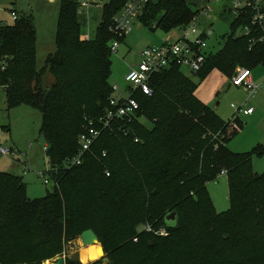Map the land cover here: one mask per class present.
<instances>
[{"label": "trees", "instance_id": "obj_1", "mask_svg": "<svg viewBox=\"0 0 264 264\" xmlns=\"http://www.w3.org/2000/svg\"><path fill=\"white\" fill-rule=\"evenodd\" d=\"M128 1L103 6L102 23L88 42L81 41L79 6L63 1L55 53L39 69L33 20L18 17L0 25V87L7 88V108L26 105L41 113L46 174L53 183L45 197L30 199L20 177L0 173V264H43L86 230L104 251L90 264H264V174L252 166L264 145L232 153L231 128L196 97L198 85L179 68L153 75L152 95H134L136 117L114 122L81 165L64 168L78 154L79 135L89 123L97 126L109 107L108 44L124 39L109 29ZM197 12L186 0H149L138 20L168 34L187 26ZM245 26L251 27L248 19H232L222 48L207 53L197 79L212 71L232 79L239 69L264 66V30L251 27L250 35L237 36ZM47 72L54 83L44 89ZM221 172L230 210L220 214L208 184ZM173 212L177 224L169 229L165 217ZM146 225L166 227L169 234L139 232ZM64 264L81 263L65 258Z\"/></svg>", "mask_w": 264, "mask_h": 264}, {"label": "rangeland", "instance_id": "obj_2", "mask_svg": "<svg viewBox=\"0 0 264 264\" xmlns=\"http://www.w3.org/2000/svg\"><path fill=\"white\" fill-rule=\"evenodd\" d=\"M63 1L73 2L79 6L77 15L84 21L81 41L94 40L102 23L103 6L110 0H5V9L0 12L2 26H10L14 23L10 17V9L15 10L18 17L33 20L38 69L44 65L50 54L55 53V33ZM186 2L192 10L199 11L211 0H186ZM82 4L86 6L80 9ZM211 6L212 11L207 17L200 18L197 28L200 34L204 30L212 31V34L206 38L207 52L216 54L222 48L224 38L230 34L232 16L221 8L220 3L212 2ZM154 25L146 27L139 20H134L131 23V31L122 42H119L118 52L110 54L111 74L108 83L112 88H117L113 98L128 97L129 85L125 77L131 67L138 64L139 54L144 49L160 46L168 35H178L177 29L165 34L159 29L155 30ZM245 33V30L239 29L236 34L242 36ZM110 44L111 42L108 45ZM182 73L198 85L196 95L199 99L203 102L211 100L210 105L215 107L217 116L231 128L228 129L227 148L232 153L242 154L251 151L257 145H264V87L250 96L244 89L234 87L232 79L221 76L217 71H212L202 81L187 71ZM252 76L254 85L264 83V66L254 68ZM53 83L54 77L47 72L43 78V88L49 89ZM231 105L244 111L251 108L254 112L250 116L243 113L236 114ZM236 121L242 123L239 130L232 128V124ZM141 122L146 128H151L149 122L145 120ZM41 123L42 115L34 108L20 105L8 109L5 93L0 89V146L6 149L14 148L17 151L14 155L0 157V173L20 177L30 199L43 198L53 189L52 182L45 184L48 179L46 172L50 166L44 151L46 142L40 133ZM4 129L6 132H3ZM252 166L255 173L264 174V154L260 158H254ZM208 192L217 213H226L230 210L226 176L219 175L216 181L209 183ZM81 250L82 244L78 238L64 246L63 254L44 263L54 264L58 257L64 260L75 259L81 263L79 259ZM103 264H106V261Z\"/></svg>", "mask_w": 264, "mask_h": 264}, {"label": "built area", "instance_id": "obj_3", "mask_svg": "<svg viewBox=\"0 0 264 264\" xmlns=\"http://www.w3.org/2000/svg\"><path fill=\"white\" fill-rule=\"evenodd\" d=\"M149 0H130L118 16L114 19L110 26V32L117 38H124L131 31V23L138 18L144 12ZM220 3L222 9H226L232 16V19L246 18L250 22L251 27L264 30V0H211V2L199 10L193 17L191 22L187 26L178 28L177 38H168L162 42V44L155 48H146L139 54V62L134 67H131L130 71L125 77V81L129 85V95L127 98L115 99L113 96L109 100V107L104 112L103 116L99 120V124L94 126L93 123L84 129L77 139L78 154L64 165V168L77 167L81 165L84 155L90 151L96 140L100 137L101 133L106 130H111L114 126V122H130L133 117H136L140 106L135 100L134 95L140 94L150 97L152 95V89L150 87L151 77L155 74L162 73L164 71L179 68L180 71H187L189 74L195 76L204 67L207 59V44L206 38L212 34V31H205L200 34L198 31V25L201 17H207L212 11L211 4ZM86 4H82L80 9L85 7ZM3 8L0 0V12ZM81 12V11H80ZM10 17L15 21L18 16L13 10L10 11ZM251 27L245 26L239 29L245 30V34L242 36H248L251 33ZM238 29V30H239ZM241 35V34H238ZM119 49V41L114 40L109 47L110 54H116ZM232 85L234 87L242 88L250 96L255 95L260 89L264 87V83L261 85H254L252 82V74L250 70L239 69L232 78ZM3 90V87H0ZM113 94L117 91V88H112ZM231 108L235 110L236 114H245L250 116L253 114V109L249 108L237 109L234 105ZM242 123L236 121L232 124L234 130H239ZM3 132H6L3 130ZM137 142V140H134ZM47 145L44 147V151L47 152ZM17 153L14 148H4L0 146V157L10 156ZM50 170V167H49ZM48 170V171H49ZM47 171V172H48ZM46 172V173H47ZM220 175H226L225 172H221ZM109 176V174H107ZM49 180L45 181L47 184ZM139 232L146 234H152L156 237H167L169 231L166 227L154 228L150 225L142 226ZM137 239H134L136 242Z\"/></svg>", "mask_w": 264, "mask_h": 264}, {"label": "water", "instance_id": "obj_4", "mask_svg": "<svg viewBox=\"0 0 264 264\" xmlns=\"http://www.w3.org/2000/svg\"><path fill=\"white\" fill-rule=\"evenodd\" d=\"M2 92L6 93L7 88H4L2 90ZM176 224H177L176 214L174 212L165 217V226H167V228L172 229L176 226ZM79 240L82 244L83 249H87L88 247H94L97 252L99 251L100 257L97 260L102 259L104 257L103 248H102L101 244L99 243L98 237L96 236V234L92 230H86V231L82 232L81 235L79 236ZM86 256H87V254H86ZM97 260H95V261H97ZM95 261H93V262H95ZM104 261H106V260H104ZM93 262H90V263H93ZM90 263H88V264H90ZM54 264H64V259L62 257H58V258H56Z\"/></svg>", "mask_w": 264, "mask_h": 264}, {"label": "bare ground", "instance_id": "obj_5", "mask_svg": "<svg viewBox=\"0 0 264 264\" xmlns=\"http://www.w3.org/2000/svg\"><path fill=\"white\" fill-rule=\"evenodd\" d=\"M99 257H100L99 251L97 252L94 247H88L87 249L82 248V250L80 251L79 259L82 264H88L90 262H93ZM45 264H49V263H45Z\"/></svg>", "mask_w": 264, "mask_h": 264}, {"label": "crops", "instance_id": "obj_6", "mask_svg": "<svg viewBox=\"0 0 264 264\" xmlns=\"http://www.w3.org/2000/svg\"><path fill=\"white\" fill-rule=\"evenodd\" d=\"M4 2H5V0H1V6H2V8H3V10L5 9V5H4ZM209 4V3H208ZM11 10H13V9H10L9 11H11ZM13 11H15V10H13ZM16 12V11H15ZM2 20H0V24L2 23L1 22ZM177 38V35H175L174 34V36L173 35H168V37L166 38V39H168V38ZM166 39H164L163 41H165ZM208 47V46H207ZM207 51H208V49H207ZM219 73V72H218ZM220 74V73H219ZM251 74H252V72H251ZM221 75V74H220ZM222 76V75H221ZM252 82H254V80H253V76H252ZM254 84V83H253ZM197 91H198V88H197ZM197 91H196V93H197ZM260 91V90H259ZM258 91V92H259ZM196 93H195V95H196ZM196 97L199 99V97L196 95ZM200 100V99H199ZM201 101V100H200ZM202 103H204V104H206L207 106H209L210 108H212L214 111H216L215 110V107H212L211 105H210V102H211V100H207V101H205V102H203V101H201ZM217 106V105H216ZM254 112V111H253ZM252 164H253V162H252Z\"/></svg>", "mask_w": 264, "mask_h": 264}]
</instances>
